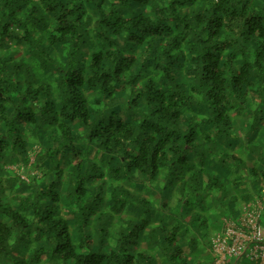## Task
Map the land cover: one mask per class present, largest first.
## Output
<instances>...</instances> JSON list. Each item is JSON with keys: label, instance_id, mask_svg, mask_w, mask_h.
Masks as SVG:
<instances>
[{"label": "trees", "instance_id": "16d2710c", "mask_svg": "<svg viewBox=\"0 0 264 264\" xmlns=\"http://www.w3.org/2000/svg\"><path fill=\"white\" fill-rule=\"evenodd\" d=\"M263 185L264 0H0V264H212Z\"/></svg>", "mask_w": 264, "mask_h": 264}, {"label": "built area", "instance_id": "2783aa9c", "mask_svg": "<svg viewBox=\"0 0 264 264\" xmlns=\"http://www.w3.org/2000/svg\"><path fill=\"white\" fill-rule=\"evenodd\" d=\"M212 241V264H264V187L244 201L240 214L224 216Z\"/></svg>", "mask_w": 264, "mask_h": 264}, {"label": "rangeland", "instance_id": "374dc122", "mask_svg": "<svg viewBox=\"0 0 264 264\" xmlns=\"http://www.w3.org/2000/svg\"><path fill=\"white\" fill-rule=\"evenodd\" d=\"M246 179H248L249 181V173H244ZM252 177V176H251ZM258 184H260L258 182ZM264 186V185H263ZM229 197V195L227 196ZM233 208L236 209V211L239 213L240 212V203L239 201L234 202L233 204ZM225 214H220L219 212H216V214H207V219H208V228H202V238H204L205 243H206V248H208V246L212 245V240L214 239V237L219 234V232L221 231L222 227H223V218H224ZM203 247V246H202ZM208 253L204 254V257H202V264H209L208 263ZM233 264H236L235 261L233 262ZM237 264H251L250 262L245 261L244 259H241L237 262Z\"/></svg>", "mask_w": 264, "mask_h": 264}]
</instances>
